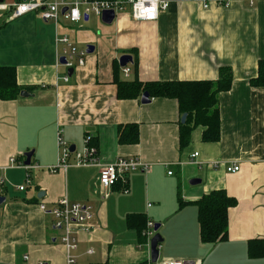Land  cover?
<instances>
[{"label": "crops", "instance_id": "obj_1", "mask_svg": "<svg viewBox=\"0 0 264 264\" xmlns=\"http://www.w3.org/2000/svg\"><path fill=\"white\" fill-rule=\"evenodd\" d=\"M166 1L170 6L155 21L122 12L111 24L91 14L78 22L62 16L57 25L30 12L0 27V65L15 66L20 85L35 87L28 96L0 100V264H68L62 231L40 206L51 208L63 197L94 211L92 229H74L73 264L155 263L150 239L156 233L162 236L156 262L264 264V257L248 252L250 241L264 239V86L251 84L264 59V0H208V7L197 0ZM57 34L69 35L81 48L95 47L83 67L69 73L58 65ZM123 54L137 56L143 82L216 80L222 67H230L232 86L219 96L220 140L204 141V127L198 126L181 147L175 98H118L117 81L136 76L132 62L129 74L123 72ZM128 123L139 124L135 144L119 142V127ZM59 129L80 152L87 136L96 140L103 165L135 156L150 169L129 173L104 197L98 165L43 168L57 162ZM30 151L31 165L40 167L28 171L10 164L13 156L25 163ZM233 163L241 165L238 172L227 170ZM195 178L200 182L192 184ZM219 188L238 202L229 211L228 238L207 244L194 201ZM139 214L146 218L144 238L128 222Z\"/></svg>", "mask_w": 264, "mask_h": 264}, {"label": "built area", "instance_id": "obj_2", "mask_svg": "<svg viewBox=\"0 0 264 264\" xmlns=\"http://www.w3.org/2000/svg\"><path fill=\"white\" fill-rule=\"evenodd\" d=\"M204 6H208V0H197ZM169 1L166 0H15L12 3L0 1V22L5 23L19 18L27 13H37L46 21H54L60 25L61 17H66L70 22H78L84 17L95 14L102 18L105 11L112 10L115 15L122 12H129L133 19L138 21H155L162 10L168 9ZM66 8V11H63ZM56 42L62 45L57 51V63L67 70L75 67H83L86 64L87 47H79L67 34H57ZM62 58L65 62H62ZM131 65L123 66V72L129 74ZM70 75L65 73L64 81H69ZM198 152L192 154L191 162H195ZM12 166L23 167L30 171L32 167L39 165H27L17 160L15 156L10 158ZM215 165L217 163H214ZM98 165L100 167L98 182L100 192L104 197L109 195V191L118 182L126 183L129 173L142 170L148 171L150 164L141 161L139 158L120 157L115 162L103 165L97 157V148L91 144V137H86V146L83 151H76L74 156L70 153L69 144L63 139L61 130H58V158L52 165L43 167L50 172L59 169H67L70 166ZM241 169L240 164H231L227 167L229 172L235 173ZM171 174L172 172L169 171ZM28 183L30 174L28 172ZM4 184V179L0 178V185ZM20 190L25 189V185L18 186ZM41 208L50 213L55 218V227L62 231L61 242L66 247L67 262L73 264L76 257L73 251L78 247V239L74 236L75 228L90 230L93 228L94 211L92 205L71 202L67 197H63L57 203L48 208L44 203ZM27 257V256H26ZM44 264V263H40ZM152 264H184L183 261L168 260L155 262Z\"/></svg>", "mask_w": 264, "mask_h": 264}, {"label": "trees", "instance_id": "obj_3", "mask_svg": "<svg viewBox=\"0 0 264 264\" xmlns=\"http://www.w3.org/2000/svg\"><path fill=\"white\" fill-rule=\"evenodd\" d=\"M4 25V23H0V27ZM133 58L131 65L136 76L131 81H117L118 98H140L145 91L149 92L150 98H175L179 102L182 115L187 113L186 121L180 126L181 147L187 146L190 143L192 132L198 126L204 127V141L217 142L220 140L222 131L219 96L222 91L229 90L232 86L233 72L230 67H222L220 76L216 80L143 82L137 77V56ZM251 84L253 86H264V59L259 61L258 74L251 79ZM23 89L32 91L35 87H23L20 85L15 66L0 65V100L16 99ZM139 139L140 129L138 123L120 125V143L135 144ZM91 144L97 146V141L93 140ZM178 200L181 206L185 204L181 193ZM237 202V199L229 195L224 188L213 189L194 201L198 207L202 242L216 244L228 238L229 211ZM138 218L141 220L136 221ZM145 219V216L141 214L128 216V222L136 226L140 235L146 223ZM248 252L252 258L264 257V239L250 241Z\"/></svg>", "mask_w": 264, "mask_h": 264}, {"label": "water", "instance_id": "obj_4", "mask_svg": "<svg viewBox=\"0 0 264 264\" xmlns=\"http://www.w3.org/2000/svg\"><path fill=\"white\" fill-rule=\"evenodd\" d=\"M63 11H66V8L63 10ZM116 15H115V12L112 11V10H109V11H105L102 15V22L105 23V24H111L114 19H115ZM94 46L93 45H88L87 47V52L88 53H91L94 51ZM133 61V56L131 54H123L120 59H119V62H120V65L121 66H125L127 65L129 62H132ZM62 62L64 63L65 62V59L62 58ZM74 71L73 68H71L69 70V73H72ZM21 95L22 96H28L30 95L29 91L27 89H23L21 91ZM141 101L143 103H148L151 101V98H150V94L148 91H145L142 96H141ZM186 118H187V113H184L182 115V122L184 123L186 121ZM72 150H74V146H72ZM32 154H33V151H30V152H27L25 153V156L27 157L26 159V162L25 164L29 165L31 164V157H32ZM192 184H196V183H199L200 182V179L198 178H195V179H192L190 181ZM4 197L1 196L0 194V203L2 201H4ZM159 225H155L154 226V230L156 231L158 229ZM162 241V236L159 234V233H156L151 239H150V247H151V253H152V261L153 262H156L157 259H158V245L159 243Z\"/></svg>", "mask_w": 264, "mask_h": 264}, {"label": "bare ground", "instance_id": "obj_5", "mask_svg": "<svg viewBox=\"0 0 264 264\" xmlns=\"http://www.w3.org/2000/svg\"><path fill=\"white\" fill-rule=\"evenodd\" d=\"M220 2V4L222 3L223 4V1H219ZM208 3V6H209V1L207 2ZM208 6H204V7H208ZM69 144V143H68ZM69 148H70V153L72 154V156H74V153L77 151L75 148H74V150H72V145L70 146L69 145ZM234 164V163H233ZM229 166V165H228ZM227 166V167H228ZM137 171V170H136ZM140 171H142V170H140ZM172 173H173V171H171ZM171 173V174H172ZM170 174V173H169Z\"/></svg>", "mask_w": 264, "mask_h": 264}]
</instances>
